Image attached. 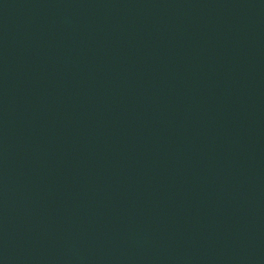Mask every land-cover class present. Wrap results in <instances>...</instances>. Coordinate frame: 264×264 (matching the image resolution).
Returning a JSON list of instances; mask_svg holds the SVG:
<instances>
[{"label": "water", "instance_id": "obj_1", "mask_svg": "<svg viewBox=\"0 0 264 264\" xmlns=\"http://www.w3.org/2000/svg\"><path fill=\"white\" fill-rule=\"evenodd\" d=\"M0 264H264V0H0Z\"/></svg>", "mask_w": 264, "mask_h": 264}]
</instances>
